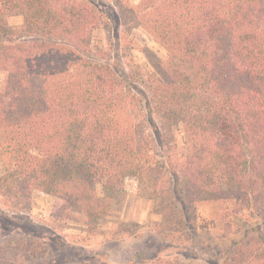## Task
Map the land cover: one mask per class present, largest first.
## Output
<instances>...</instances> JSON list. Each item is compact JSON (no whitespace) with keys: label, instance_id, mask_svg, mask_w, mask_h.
Instances as JSON below:
<instances>
[{"label":"trees","instance_id":"16d2710c","mask_svg":"<svg viewBox=\"0 0 264 264\" xmlns=\"http://www.w3.org/2000/svg\"><path fill=\"white\" fill-rule=\"evenodd\" d=\"M111 16L120 52L95 41ZM140 25L166 49L158 76L127 54ZM128 180L164 237L197 241L196 210L214 203L222 225L248 226L206 256L264 264V0H0V214L23 215L38 190L97 227Z\"/></svg>","mask_w":264,"mask_h":264},{"label":"rangeland","instance_id":"374dc122","mask_svg":"<svg viewBox=\"0 0 264 264\" xmlns=\"http://www.w3.org/2000/svg\"><path fill=\"white\" fill-rule=\"evenodd\" d=\"M113 10L108 7L109 13ZM19 21V17L11 19L13 23ZM121 31L119 21L112 17L110 25L95 33V41L101 44L118 37L116 50L120 52ZM128 37L132 48L127 54L140 74L158 76L151 55L165 58L166 49L141 25L132 28ZM115 195L106 217L97 227H89L77 211H72V219H61L54 210L56 199L35 190L30 208L23 215L9 219L0 214V252L8 264H125L156 255L168 260L178 256L183 264H232V254L214 263V257H207L200 247L209 244L208 252L228 247L233 238L242 237L248 226L241 220L222 225L217 218L218 205L202 202L193 223L199 239L186 237L188 243L183 246L164 237L168 231L164 225H156L162 219L156 202L138 193L134 181H126ZM183 232L190 234L189 228ZM224 232L229 235L221 238ZM213 246L216 249H211Z\"/></svg>","mask_w":264,"mask_h":264}]
</instances>
